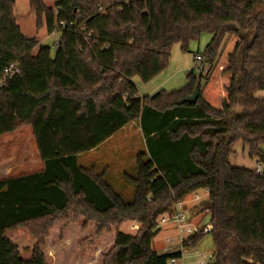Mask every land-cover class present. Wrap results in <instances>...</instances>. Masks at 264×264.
Masks as SVG:
<instances>
[{"label": "trees", "instance_id": "1", "mask_svg": "<svg viewBox=\"0 0 264 264\" xmlns=\"http://www.w3.org/2000/svg\"><path fill=\"white\" fill-rule=\"evenodd\" d=\"M28 1L37 28L60 36L52 54L22 31L17 0H0V135L30 125L44 161L0 179V264H168L181 253L153 249L158 218L201 188L207 264H264V170L230 161L239 142L264 161V0ZM204 32L208 72L139 94L136 78L155 79L176 43L190 51ZM135 120L147 148L125 202L78 157ZM128 220L141 223L136 234L120 229Z\"/></svg>", "mask_w": 264, "mask_h": 264}, {"label": "rangeland", "instance_id": "2", "mask_svg": "<svg viewBox=\"0 0 264 264\" xmlns=\"http://www.w3.org/2000/svg\"><path fill=\"white\" fill-rule=\"evenodd\" d=\"M47 4L53 5L54 0H46ZM15 15L17 17V21L20 24L22 31L29 37H36L39 41H41L44 45L52 46V54H54V43L59 38L60 34L58 32L48 34L45 27L41 28L40 30L36 26V18L34 13L31 11L29 7L28 0H17L16 8H15ZM211 40V34L204 32L198 41H193L190 44V51H183L179 43H176L172 49V56L169 63V66L161 72L155 79L149 82H143L139 78L135 79L136 85L143 95L145 94H152L153 87L163 79H167L168 81L165 82V85L161 89H166L168 91L173 89H179L187 84L188 82V75L190 72L193 71L194 75L199 77L201 75L199 69V61L196 60V55L198 52L202 51L205 46ZM204 66V65H203ZM206 67V66H205ZM160 90V89H159ZM154 92L158 90H153ZM153 92V93H154ZM137 127L139 126L138 120H135ZM17 132H13L12 134H18L17 137L13 136L12 139H8L7 145L12 142V146L18 151V147L22 142L25 145L26 151L31 156L35 150V143L34 138L32 137V128L30 125H22ZM120 136V135H119ZM141 136V135H140ZM136 141V140H135ZM137 151L140 152L146 151V143L142 141V137H137ZM4 144V147H7ZM264 150V145L262 146ZM21 154V151H19ZM87 153V152H86ZM86 160L93 159L95 163L99 161L102 163L99 157H94L92 155H85ZM231 164L234 166L239 167H249V168H257L259 165L264 170V161L259 162L257 158L251 157L248 152V148L242 143L239 142L235 145V153L232 154L230 158ZM82 164L85 161H81ZM137 172V165L132 167L129 171L132 176H135ZM195 193H198L201 197V200H197L195 198ZM208 197V191L205 188L198 189L196 191L191 192L188 194L182 201L183 207L190 217V220L198 225L199 227L203 228L204 221L206 220L207 211L202 210L205 200ZM125 202H131L133 200V195L130 197H122ZM163 216V215H162ZM160 219V217L158 218ZM41 222H33L31 225L33 228H40ZM158 222V221H157ZM210 222V221H209ZM208 222V223H209ZM141 227V223L136 220H128L123 222L120 225V229L123 232L136 234ZM159 232L153 239V249L162 254L164 253V248L168 246V239L174 238L177 236V231L175 227L171 224L160 223L158 226ZM204 230V229H203ZM203 235L202 239L198 242L196 246V250H198L201 254L206 255L204 259L205 262L210 261V256L213 254L214 251V244L212 241V236L210 233L203 231L201 233ZM201 235V236H202ZM174 249L177 248V244L173 246ZM195 249L188 248L186 257L183 259H179L180 263L182 264H197V260L200 259L194 254Z\"/></svg>", "mask_w": 264, "mask_h": 264}, {"label": "crops", "instance_id": "3", "mask_svg": "<svg viewBox=\"0 0 264 264\" xmlns=\"http://www.w3.org/2000/svg\"><path fill=\"white\" fill-rule=\"evenodd\" d=\"M166 81L168 80L163 79L158 82L153 87L152 94L155 93L153 90L159 91ZM139 94L143 96L141 92ZM258 95L264 97V91H260ZM15 132L18 133V131ZM12 133L0 135V179L43 170L44 161L39 157L35 140V150L33 155L30 156L28 152H23L26 149L22 142L18 147V151L11 145L12 142L7 145L8 139L18 135ZM137 137H142L143 143L145 142L140 125L137 127L136 121H132L97 148L80 154L78 163L87 169H94L99 175L103 174L105 183L121 198L130 197L134 194L135 185L129 179V177H133L129 171L137 165V155L140 152L137 151L140 148L137 147ZM4 144L7 147H4ZM19 151H21V154ZM142 152H145V150ZM86 154L101 158L102 163H99V161L95 163L93 159L86 160ZM81 161H85V163L82 164Z\"/></svg>", "mask_w": 264, "mask_h": 264}, {"label": "built area", "instance_id": "4", "mask_svg": "<svg viewBox=\"0 0 264 264\" xmlns=\"http://www.w3.org/2000/svg\"><path fill=\"white\" fill-rule=\"evenodd\" d=\"M73 24H71L72 26ZM84 29V27H82ZM196 60H198L199 63V69L202 72H208V69L205 68L202 65V57L200 55L196 56ZM16 68L15 64H12L9 68L5 70V77L10 76L13 74L14 70ZM257 172L262 171V167L259 165L256 168ZM195 198L197 200H201V197L198 193H195ZM166 223L171 224L175 227V230L177 231V236L174 238L168 239V246L164 248V253H173V252H180L181 253V259L186 257V253L188 252L187 249V240L195 235V234H201L203 231L208 232L210 230L209 223H205L203 228L199 227L198 225L194 224L191 220L188 214L186 213L184 207H183V201L177 202L175 204V210L173 214H165L158 219L157 226H159L160 223ZM204 229V230H203ZM177 244V248L174 249L173 246ZM194 254L199 257L200 259L197 260V264H207L208 262H205L206 255L201 254L198 250L195 249ZM180 258L172 257L168 260V264H182L180 263ZM212 259V255L210 256ZM210 259V260H211Z\"/></svg>", "mask_w": 264, "mask_h": 264}, {"label": "water", "instance_id": "5", "mask_svg": "<svg viewBox=\"0 0 264 264\" xmlns=\"http://www.w3.org/2000/svg\"><path fill=\"white\" fill-rule=\"evenodd\" d=\"M198 96H199V89L196 88L194 93L190 96H188L187 98L183 99L181 101V103H185V102H195L197 99H198ZM211 219V216L210 215H207L206 216V220H205V223H208Z\"/></svg>", "mask_w": 264, "mask_h": 264}]
</instances>
